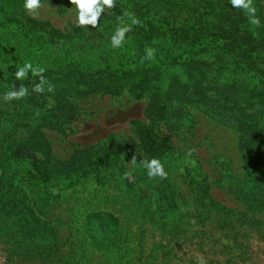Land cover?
Returning a JSON list of instances; mask_svg holds the SVG:
<instances>
[{
  "label": "trees",
  "instance_id": "trees-1",
  "mask_svg": "<svg viewBox=\"0 0 264 264\" xmlns=\"http://www.w3.org/2000/svg\"><path fill=\"white\" fill-rule=\"evenodd\" d=\"M49 2L61 10L75 9L70 0ZM23 3L24 0H0V35L5 40V47L12 39L27 52L33 51L36 59L29 62L44 67L49 74L68 65H75L76 71L65 80L52 77L49 81L55 86L54 92H32V85L38 82V77L31 73L23 81L7 80L2 87V93L12 90L13 85L18 89L24 84L29 89L27 97L14 100L10 112L0 113V203L11 205L13 217L24 211L21 183L30 174L37 175L31 183L36 205L45 199L61 197L51 193L52 188L59 184L73 186L74 181L88 174L92 185L122 191L140 218L144 214L154 218L164 213L160 219L161 227L169 225V233L178 234L181 222L187 216L200 214L198 206L213 208L218 204L208 194L207 176L193 175L187 167L179 170V156L169 155L174 148L171 135L182 128L192 127L188 107L199 109L209 118L239 133L238 150L246 176L234 183L228 182L230 179L223 180L230 166L224 160L220 163L227 170L210 184L220 183L228 187L229 183L235 187L238 197H243L242 201L250 211H264V200H261L264 196V0H254L261 21L259 28L251 26L245 13L233 8L229 0H211L207 8L194 10L190 21L178 25L160 14L163 6L174 7L168 0H116L115 7L100 17L97 28L84 27L94 29L88 39L99 35L102 28L112 36L118 25L117 17L125 12L134 13L143 26L132 25L131 19L124 16V23L131 26V31L127 33L123 46L118 48L120 56L117 59L108 57L105 62L89 69L80 68L79 62L41 65V49L55 48L54 54L65 59L67 53L73 51L69 48L73 37L53 28L48 21L27 15ZM180 7V10H188L185 6ZM77 29L81 30V27L73 30ZM161 35L172 42H167L168 46L161 54L155 52L153 60L141 63L147 47H158V42L150 41ZM99 36L103 37L102 34ZM2 79L0 74V82ZM200 85L204 92L200 104L181 101L170 91L175 87L190 89ZM122 93H127L134 100H144L146 115L151 120L149 124L140 121L130 123L133 139L110 135L95 145L75 151L65 162L56 160L51 152L47 157L41 155L43 160H39V151L35 149L33 151L36 152L27 154L22 148L16 150L14 156L7 152L8 147H27L39 142V138L45 139L41 129L62 132L78 118L76 100L94 95L119 96ZM244 104L250 105L249 111L245 108L247 105L243 107ZM27 132L28 142L14 140ZM128 154L139 155L137 162L157 158L164 164L168 176L167 179L156 178V192L151 191L147 170L141 164L133 173L137 163L127 167L121 165ZM109 160L114 164L108 165ZM25 169L26 174L19 177V172ZM173 170H176L175 176ZM126 172L131 173L127 179L124 178ZM142 173L144 177H141ZM178 176L183 182L193 185L192 208L185 212L179 208L182 195L175 182ZM246 195H250L248 199L244 198ZM247 208L241 212L242 216L246 222L251 220L255 224L254 230L264 236V218L248 216ZM222 214L224 217L229 211ZM0 219L1 231L7 223L3 224V218Z\"/></svg>",
  "mask_w": 264,
  "mask_h": 264
},
{
  "label": "rangeland",
  "instance_id": "rangeland-1",
  "mask_svg": "<svg viewBox=\"0 0 264 264\" xmlns=\"http://www.w3.org/2000/svg\"><path fill=\"white\" fill-rule=\"evenodd\" d=\"M168 1L174 7L163 6V13L160 14L176 25L190 21L194 10H202L211 4V0ZM41 3L44 7L38 16L32 17L25 11L26 14L39 21H48L53 28L73 37L69 46L73 51L67 53L65 59L54 54L55 48L41 49V65L79 62V67L89 69L105 62L108 57L117 59L120 56L121 51L112 48L111 36L104 28L99 30V35L103 37L95 35L88 39L94 29L81 27V30H73L77 28L75 9L61 10L49 0ZM180 6L188 10H180ZM153 39L150 42H158V47H153L158 54L164 52L167 42H172L162 35ZM7 44L5 47V40L0 35V74L3 78L0 82V113L10 112L14 107V100H3L4 92L1 91L6 81L17 80L14 75L17 66L36 59L33 51L27 52L14 40ZM75 71V65H68L51 74L46 71L45 77L48 81L52 77L65 80ZM200 87H175L170 91L181 101L200 104L204 98L203 88ZM219 98L223 99L221 96ZM75 104L79 109L78 118L62 132L41 129L45 139L39 138V142L27 147H8L7 152L14 156L16 150L24 148V152L32 154L35 149L39 151V160L51 152L56 160L65 162L75 151L95 145L110 135L133 139L132 121L151 123L145 112V101L134 100L127 93L119 96L94 95L76 100ZM249 106L244 104L243 107L249 111ZM187 111L192 127L182 128L171 135L174 148L169 155L179 156V170L187 167L193 175L207 176L208 194L218 203L216 206H198L200 214L187 216L181 222L179 233L173 234L168 231L169 225L161 227L160 219L164 213L154 218L144 214L140 218L135 206L122 191L92 185L88 174L74 181L73 186L59 184L52 188L61 197L45 199L36 205V194L31 183L37 175L32 173L21 183L24 208L21 214L13 217L11 205L0 203V218H3V224L7 223L0 231V264H197L200 255L207 260V264H264V236L254 230L255 224L251 220L246 222L242 216L241 212L247 208L243 197H238L235 187L229 183L228 187L220 183L210 184L227 170L220 163L224 160L230 166L223 180L230 179L228 182L234 183L246 176L238 150L239 133L195 107H188ZM27 134H20L14 140L28 142L30 138ZM132 156L128 154L123 158L121 165L129 166ZM140 162H137L132 173L140 167ZM113 164L114 161H108V165ZM173 171L175 176L176 170ZM26 172V169L20 171L19 177ZM141 177H144L143 173ZM175 182L182 195L179 208L185 212L192 208L193 185L183 182L179 176ZM148 183L151 191L156 192V178H149ZM50 192L53 193L52 190ZM249 196L244 198L248 199ZM261 198L264 200V196ZM227 211L229 214L223 217L222 213ZM246 213L254 218H264V211L256 213L247 208Z\"/></svg>",
  "mask_w": 264,
  "mask_h": 264
},
{
  "label": "clouds",
  "instance_id": "clouds-1",
  "mask_svg": "<svg viewBox=\"0 0 264 264\" xmlns=\"http://www.w3.org/2000/svg\"><path fill=\"white\" fill-rule=\"evenodd\" d=\"M70 3L75 6L76 25L77 27L97 28L100 23V17L106 12L115 7L116 0H70ZM229 3L233 8L242 10L248 23L256 28L261 26L260 18L257 16V9L254 4V0H229ZM44 7L41 0H24L23 8L32 17L39 15L40 10ZM124 16H128L131 19L132 25L143 26L142 22L135 17L134 13L125 12L122 16L117 17L118 25L111 36V46L113 49L123 46L125 37L128 32L131 31V26L124 23ZM155 58V49L147 47L145 49V56L142 58L141 63L144 60H153ZM46 69L40 66H34L31 62H26L22 66H17L15 72V78L17 80H25L28 78L29 73L33 77H38V82H34L32 85V92L37 94H43L45 90L48 92H54L55 86L44 76ZM29 95V89L24 84H21L17 89L15 85L12 86V90L6 91L3 95V100L11 102L12 100H21ZM136 156L132 157L130 164H136ZM140 164L147 170V175L150 179L159 177L160 179H167L168 173L165 171L164 164L157 158L151 160L142 159ZM131 176L130 172L124 174V178L127 179ZM53 194L56 193V189H51ZM197 264H207V260L202 256L197 257Z\"/></svg>",
  "mask_w": 264,
  "mask_h": 264
}]
</instances>
